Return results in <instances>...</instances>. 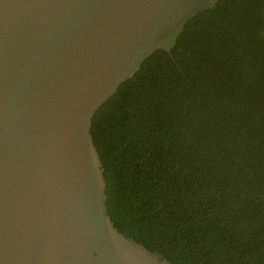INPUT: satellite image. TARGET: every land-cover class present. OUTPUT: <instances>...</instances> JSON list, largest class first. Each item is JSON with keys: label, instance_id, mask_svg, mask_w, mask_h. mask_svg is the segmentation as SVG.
I'll use <instances>...</instances> for the list:
<instances>
[{"label": "trees", "instance_id": "trees-1", "mask_svg": "<svg viewBox=\"0 0 264 264\" xmlns=\"http://www.w3.org/2000/svg\"><path fill=\"white\" fill-rule=\"evenodd\" d=\"M107 208L172 264H264V0H219L96 112Z\"/></svg>", "mask_w": 264, "mask_h": 264}, {"label": "water", "instance_id": "water-1", "mask_svg": "<svg viewBox=\"0 0 264 264\" xmlns=\"http://www.w3.org/2000/svg\"><path fill=\"white\" fill-rule=\"evenodd\" d=\"M219 0H0V264H172L107 208L99 108Z\"/></svg>", "mask_w": 264, "mask_h": 264}]
</instances>
